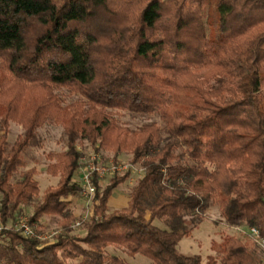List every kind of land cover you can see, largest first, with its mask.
Masks as SVG:
<instances>
[{"label":"trees","instance_id":"16d2710c","mask_svg":"<svg viewBox=\"0 0 264 264\" xmlns=\"http://www.w3.org/2000/svg\"><path fill=\"white\" fill-rule=\"evenodd\" d=\"M60 88L83 101L61 107ZM113 111L161 125L131 130ZM10 122L21 126L12 144ZM45 122L62 125L66 150L45 155L57 183L40 195L25 154ZM80 141L128 154L143 174L110 214L130 173L97 186L76 237ZM211 204L264 239V0H0V222L31 206L29 223L59 218L61 229L48 244L5 230L0 264H126L108 247L153 264H260L234 236L205 263L177 251Z\"/></svg>","mask_w":264,"mask_h":264},{"label":"rangeland","instance_id":"374dc122","mask_svg":"<svg viewBox=\"0 0 264 264\" xmlns=\"http://www.w3.org/2000/svg\"><path fill=\"white\" fill-rule=\"evenodd\" d=\"M53 95L57 98L58 103L61 107H68V105L77 104V102H82L83 98L78 93H72L67 88L53 89ZM69 112V111H68ZM115 117L119 123L131 130L137 129L142 125L156 123L161 125L158 117L156 116H141L134 115L122 111H113ZM21 133V126L16 122L9 123L8 129V142L12 144L18 134ZM38 137L42 143L39 149H29L26 151V169L34 167L37 171L35 179L38 181V188L40 195L49 186H55L57 183V178L46 175L45 169L48 162L45 159V155L49 152H61L66 150L65 146V135L62 125L52 124L50 122H45L41 128L37 130ZM75 148L79 152H97L103 155L105 158H114L120 162L125 163L128 166V171L130 173L128 180L114 189L109 202L107 204V214L112 213L115 210H119L126 207L130 189L135 185L136 181L142 176L143 171L140 166L130 164V156L125 153L115 155L112 151L98 149L94 151L91 149L86 141H80L75 144ZM74 178L73 181L75 179ZM109 180H106L102 187H104ZM70 211L73 213V221L76 219H81V217L86 213V208L84 203L80 200L78 196L69 197ZM94 206V201L90 207V214L92 215ZM33 208L31 206H21L20 212L16 215L13 221L8 222V225H13L19 218L27 219L31 217ZM91 218V217H90ZM59 218L43 217L40 220V228L36 226V232L42 237L41 243L48 244L53 239L54 236L61 232L58 222ZM72 221V222H73ZM84 222L82 225L78 226L76 229H71V236L83 237L85 234L84 225L88 222ZM71 222V224H72ZM157 226L162 227L159 222L154 223ZM225 236H234L240 239L247 247L255 252V256L259 259L260 264H264V250L255 241L252 236L250 227L246 226L244 223H238L236 225H229L226 223L219 214L218 207L211 204L205 213V218L198 223L194 229L191 231L189 237L183 238L177 245V251L180 254L186 256H197L200 260L205 263L207 257L213 256L214 252L211 250L212 243H219ZM83 247H85L83 245ZM106 251L110 255H114L123 259L126 264H153L149 259L142 257L140 255L128 256L121 249L116 247H108Z\"/></svg>","mask_w":264,"mask_h":264},{"label":"built area","instance_id":"2783aa9c","mask_svg":"<svg viewBox=\"0 0 264 264\" xmlns=\"http://www.w3.org/2000/svg\"><path fill=\"white\" fill-rule=\"evenodd\" d=\"M128 171V166L114 158H105L97 152H80L78 159V168L75 172V181L78 185V196L84 203L86 213L81 219H76L72 222L71 228L76 229L84 222L90 219V207L93 204L94 197L97 191V186H102L109 178ZM36 224L29 223V220L18 218L13 225H3L0 222V235L5 230H14L22 237L29 239L41 240L42 237L36 232ZM255 241L264 250V239L259 236L255 228H250Z\"/></svg>","mask_w":264,"mask_h":264},{"label":"crops","instance_id":"0c3cea01","mask_svg":"<svg viewBox=\"0 0 264 264\" xmlns=\"http://www.w3.org/2000/svg\"><path fill=\"white\" fill-rule=\"evenodd\" d=\"M108 202H109V200H108Z\"/></svg>","mask_w":264,"mask_h":264}]
</instances>
